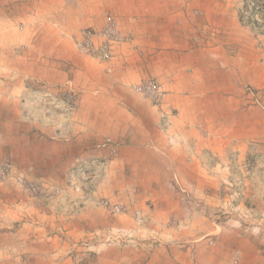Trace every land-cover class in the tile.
Segmentation results:
<instances>
[{"label": "crops", "instance_id": "obj_1", "mask_svg": "<svg viewBox=\"0 0 264 264\" xmlns=\"http://www.w3.org/2000/svg\"><path fill=\"white\" fill-rule=\"evenodd\" d=\"M242 7L0 0V164L12 167L0 184V264H264V36L241 23ZM108 14L123 39L104 62L79 43ZM152 78L158 107L134 90ZM46 92L74 94L76 110L46 114ZM108 137L115 154L95 151ZM93 156L109 158L93 197L127 213L69 187ZM20 178L61 195L33 196ZM224 191L243 192L238 209Z\"/></svg>", "mask_w": 264, "mask_h": 264}, {"label": "built area", "instance_id": "obj_2", "mask_svg": "<svg viewBox=\"0 0 264 264\" xmlns=\"http://www.w3.org/2000/svg\"><path fill=\"white\" fill-rule=\"evenodd\" d=\"M243 21L251 23L262 32L264 31V0H245V11L243 13ZM22 29V28H21ZM119 33L116 18L108 14L105 17L104 24L100 30L84 29L81 31V42L79 49L82 54L109 62L113 59V48L122 41ZM135 92L142 98L150 101L154 106H160L164 99V89L162 84L152 78L138 84L134 88ZM247 92L252 96L255 92L250 88ZM77 96L71 93L56 95L52 92H46L40 98L41 106L46 114L53 111L64 109L67 115H71L76 110ZM115 143L112 138H105L95 147L97 150H109L111 154H115ZM109 162L107 157L93 156L83 160L78 166L69 172L68 185L77 192H81L83 200L89 201L93 198L92 203L95 207L101 208L112 215H121L128 212V208L124 205L113 203L107 199H95L93 196L96 192L97 185L103 176L106 164ZM252 161H247V171L255 168ZM12 172V167L8 163L0 165V183L7 180ZM16 185L36 197H44L49 202H54L61 195L60 190H49L43 188L37 183L29 182L25 179H17ZM227 193V191H224ZM210 245H213L210 242Z\"/></svg>", "mask_w": 264, "mask_h": 264}, {"label": "rangeland", "instance_id": "obj_3", "mask_svg": "<svg viewBox=\"0 0 264 264\" xmlns=\"http://www.w3.org/2000/svg\"><path fill=\"white\" fill-rule=\"evenodd\" d=\"M242 1H243V7L241 8V11H240V20H241V23H242V24H246V25H251L254 29L257 30L259 36H264V31L262 32V31L259 30L258 28H255L254 25H252L251 23H248L247 21H246V23H244V21H243V17H244L243 13H244V11H245V0H242ZM0 165H1V164H0ZM5 181H6V180H5ZM3 182H4V181H3ZM3 182H1V183H3ZM1 183H0V184H1ZM224 189H226V187H224ZM227 191L229 192V189H228ZM228 192L225 193V196H226V195L234 196L236 199H235L233 202L236 203V204H235V208L238 209V208H239V206L237 205V203H238V201H239L238 198H240V200H242V198H243V192H242V194L240 195V197H238V193H236V195H235V194H233V193L228 194ZM96 208H97V207H96ZM100 209H101V208H100ZM225 216H226V215H225ZM225 216H224V217H225ZM263 219H264V217H263ZM236 262H237V261H235L234 264H237Z\"/></svg>", "mask_w": 264, "mask_h": 264}]
</instances>
